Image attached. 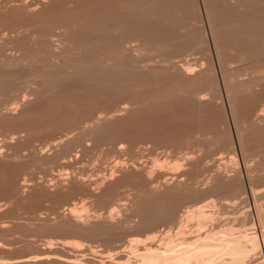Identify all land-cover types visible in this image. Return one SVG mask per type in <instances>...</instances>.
<instances>
[{
    "label": "bare ground",
    "instance_id": "obj_1",
    "mask_svg": "<svg viewBox=\"0 0 264 264\" xmlns=\"http://www.w3.org/2000/svg\"><path fill=\"white\" fill-rule=\"evenodd\" d=\"M91 1L92 0H87L86 2L81 3L86 5H84L86 9V7H88L90 4H92L93 6V3H100L101 0H96L95 2ZM112 1L113 2L110 1L111 4H103L104 6H102L101 4L103 3L102 1L100 3L101 6L99 4L98 7L95 6L97 9L93 8V10L90 9L92 7L89 6L88 10H82V12L79 11V13L77 12L78 14L76 15V10L73 9L75 10V12L71 11L73 15L70 14L69 16L67 15L65 17H63L64 15H61V20L60 17H58V14L56 13L57 15L55 16V18L58 17V20L53 17L55 20L52 19L53 22L50 23L51 19H48L46 17L47 19L45 18L44 23L47 22L48 24H44L41 27L39 26L40 24L35 23V19L34 22L32 21L31 23V21H29L27 17L28 21L32 25L30 26L32 32H25L26 35L27 33H29L27 36L23 33L22 30H20L22 29V27L24 28L26 21L24 20L25 22H23L25 24L21 23L22 25H20V22H17L20 20L19 19L15 22H17L19 26L22 27H13L11 25L13 28L10 27L11 29L7 30V32L9 31L8 33L12 34V37H14L15 35V39L11 41V39L9 38L10 34L9 37L4 36L6 33L1 37L3 39L8 38L9 40H6V42L10 41L14 44H11L14 47L13 48L11 46V48L9 44L10 42H7L6 44L3 43V45L5 46L8 44L6 49H8L9 47L10 50L7 51L12 52L14 50L11 49H16L18 50V52L14 51V53L19 54L20 52L21 55L19 56L22 60H18V62H26L25 68L27 67L28 69V71L24 70L26 71L24 73L21 71L19 72L16 69L15 71L18 72H14V74L8 73L7 67L13 66L12 63H14V60L9 56L8 58L6 54H2V51L4 53L5 49L3 50L2 46L0 47V128L1 126L9 127V125H15L16 129L18 130L16 133H21V131L22 133L26 132L27 141L25 142V144L23 143L24 145H22V147L20 146V149L18 147V149L14 147L15 155L22 153L20 150H26L29 152V154L26 156L27 158H25L26 160L22 162L24 163L22 167L25 166V168L27 169L31 168L29 171H32L29 174H25H27V176L29 175L31 181L33 180L34 182H36L35 178L38 179V177L42 175V180L44 178L46 179L47 176H50L49 173L51 174L53 173V171H58V174L66 176L65 174H63L65 173L63 171L68 170L72 174V177L70 176L72 182L71 184H69L70 187L68 185L67 186L70 188V192H73V195L75 194L74 191L77 192V189H80L81 192L83 191L82 193H85V191H87L91 195V197L95 198V203L101 206L102 204H105L107 206V203L109 202L111 205L109 206V208L113 207L116 204L114 202L119 203L122 201V199L125 198L124 196V198H122V195L120 197H117L119 194L118 189L126 187L123 189L124 191H126L125 189L130 188L129 191L131 193L128 194L127 192L125 193V195H130L129 197H131L133 201L132 212L136 213L140 217L139 224L136 227L137 230L139 229V231H147L148 229L150 230L157 226L161 228L158 224H163L165 226L166 223H173L175 227H178L177 225H181V223L183 225L182 219L184 217H188V219H190L189 217H204L205 214L207 215L208 212L205 213L204 211H202V208H205L203 207V204L207 203V198L210 199L211 197L212 199L213 197H217L213 200H221L224 202L232 203L231 201L235 202V200H245V198H247V194H253L255 189V186H253V184L255 181H259V183L257 184L263 183L260 184V187L261 185L264 187V108L261 109L258 105L260 98L264 96V0ZM12 6H14V3ZM3 7L4 5L2 6V8L0 7L1 10L3 9ZM76 7H80L81 9L82 6H78L76 3ZM55 8H58V6H55ZM31 9L33 8H30V10ZM14 10L15 9H13L12 11ZM44 12L43 15L47 13ZM55 12L57 11H54V13ZM10 14L12 15V12H10ZM17 15L18 14L15 15V19L20 18V16L17 17ZM40 15H38L37 18ZM34 16L31 15V19H33ZM202 16L205 19L207 31L201 23V20H203V18L201 19ZM43 17H39V20H41V18ZM23 18L25 19V16ZM29 22H27L28 24H26L27 27L25 26V28L29 29ZM37 22L39 23L40 21ZM42 22L40 23L43 24ZM34 24H36V27L38 25L39 28H36ZM32 27L35 28L33 29ZM2 31H0V35ZM34 31L36 33V36L33 37L32 35H34ZM30 33L33 34L30 35ZM22 34H24L26 37L30 35L31 40L29 38L24 37V35L22 36ZM32 38H34L33 41ZM27 39L31 41L30 44L27 42ZM2 42L5 41L3 40ZM28 44H33L34 46L32 47L31 45L29 47ZM11 54H13V52ZM3 55H6V58ZM18 65L20 66V64ZM14 66H16L15 63ZM21 73H23L24 75L22 74V76ZM20 75L23 78H21ZM21 85H27V88H29L28 91H31L33 95H35L36 101H34L35 103H33L32 105L29 104V106H26L27 104H24L25 106L22 112L19 113L18 116H15L10 112L12 106L18 105L17 103H22V101L26 103V91L22 94L18 91ZM32 85H36L38 86V88L36 89L34 87H31ZM220 88H222L221 90H223V92L225 93L226 99L228 100V103H230L229 106L233 108V105L235 104L237 105L239 103L238 105H240V108H238L236 105L234 107L236 108L235 113L237 110V112L241 113H237V117L235 114L236 118H231L235 120L232 121L236 122V125H238V123L240 125H243H241L239 128V125H235V127H233L235 129L234 142L231 138L232 135L230 134L231 137L229 136L231 130L228 133V131H225L228 128L226 129L225 127L223 129V127L226 126V124L228 123H225L227 120L225 118L226 115L223 117V114L221 113L223 112L222 109H225L226 104H222L225 103L223 102L225 99H223L224 96L220 97V93L222 92H220ZM255 88H259V90L257 89L258 91H255ZM31 92H29L30 94L28 93L29 96L32 94ZM219 99L220 102L221 99L223 100L220 104H218ZM261 99H263L264 101V97ZM259 104L262 103L260 102ZM221 107L223 108L221 109ZM231 107L229 108V112H231V110H234ZM232 114L233 113L231 112L230 115ZM239 115L240 118L238 120L237 118ZM80 124H84V127L82 128ZM85 124H88V126ZM57 129L60 130L59 132L63 133H60V136H57L54 139L50 137L52 139V143H49L48 146H42V144H39L41 146H39L38 148L37 146H34L35 148L31 146L30 139H32L33 137L35 138L34 135H48V133L51 134L54 130L58 131ZM76 131L78 132L75 133ZM138 138L143 140L141 141L139 139L141 141L139 142ZM136 141H138L139 144H137V146L139 147L143 143L145 148H147L148 146H146L145 143L148 142L149 145L151 143V145L153 144L152 147L156 148H154L153 150L152 148L148 147L150 149V154H148L149 149L143 148L144 146L140 147L142 150H148V156L146 158L144 157V155H142L143 160L145 158L146 161L148 160L149 156H154V153L157 151V149L158 151L160 149L166 150V152L165 150H162L160 152L161 157L163 155L162 152L165 154L164 156L167 155V150L168 152L173 153L171 155H169L170 153L168 154L169 158L171 157L170 159L172 160V158L177 157L179 159V163L182 156L184 155L185 157H183L182 160L192 159L193 161L190 162L188 160V165L190 166V169L187 166V162H185V165L183 163L184 161H181L184 164H182L183 167L187 166V168L189 169L187 171V169H185L186 167L184 168V170L187 172H185L183 169V171L179 169V171L184 173L177 177L179 179L184 178L183 182L179 183V179H176V177L175 180L178 185L174 186L173 183V186H171L169 185L170 183L168 184L166 182L169 185L167 186L164 182L162 184V186H164L163 190L160 189V191L157 192L158 189L156 188V182H159V180L162 179L165 174L163 176L160 175L162 177L159 178V174H161L162 172H158L159 174L155 173L156 175H158V177L156 175L155 177L159 178V180L153 178V174L149 172L150 167L147 166L148 162L151 160L149 159L146 164V162L141 159L142 157L138 159L136 157L137 154L134 153L135 151H140L137 146L136 147L139 151L136 150ZM132 142L135 147L134 150ZM46 144H48V142ZM125 144L128 146H125ZM234 144L242 152L241 158L243 157L242 163L244 173L243 180L245 182L243 184H246V188L245 186L243 187L242 184L243 181L241 177V170H239V172L238 170L234 169L236 166H233V169L236 170L233 175V169H230L231 172L230 170H227L226 173H223L225 171L224 168L223 171L220 170L221 167L220 169L217 168V170H214L216 169L214 167H217L218 165L217 161H220L222 159V154H224L225 152H227L226 154H228L229 151L231 152V150H234L232 148L230 149V147ZM8 146L10 149V144ZM179 147L183 148H181V152L183 155H180L181 153L179 154ZM193 147L195 149L191 150ZM7 148H4L3 151ZM176 149H179V151ZM48 151H50L49 154L47 153ZM120 151L122 155L124 154V156L121 155L123 158L118 153ZM144 151L141 152L143 153ZM146 152L147 151L144 152L145 155ZM177 152L180 157L177 156ZM184 152H186V154ZM116 153L118 154L117 158L115 156ZM197 153L205 155L198 156ZM25 155L23 156L25 157ZM156 155L157 152L155 156ZM158 155L156 157H158ZM195 155H197V158L195 157L197 160L194 158ZM215 155H218L215 160L214 158H212L213 160L209 159L212 156L216 157ZM207 156L211 157L208 158ZM110 157L115 160L117 159L116 161H118V158L120 157V160L127 157V161L125 160V162H123L124 160H122V164L129 162L128 166H130L131 169L133 168V172L130 168L128 172L131 171L132 174L131 172H127V174H123V177H121V175L119 177L120 179L116 178V175H113V171L115 172L116 170V172H119V170H121V166H119L118 170V168L114 166L115 162H112L114 165L110 164V162L113 161L109 159ZM154 157H152V159ZM204 157H206V161H204ZM84 158L86 160L89 159V161L91 162L95 160L94 164L98 160H100L101 162L105 160L106 163L104 166H107L109 164L111 167L114 166L116 169L114 167L112 168L114 170L110 168L111 173L109 175L115 177V181L110 180L111 177H109L108 175L109 178L107 177V179L109 180V182H107L106 177H104V172L107 171V167L99 165L104 167V169H101L100 167L101 170H99V166L96 163L95 165H97L99 171L103 172V170L106 169L103 172L104 174L102 173L104 176L102 175L103 177H93V179L97 178V180H91L87 184H85V182L88 181V177H92L90 173V176L88 175L87 177L85 170H76L80 167L79 165L78 168L75 169L76 173H72L75 171H71L73 169L72 167H77V164H80L82 161H85ZM162 158H160V160ZM166 158H168V156H166ZM166 158L164 160H166ZM177 158H175V161H178ZM198 158L200 161L202 159V162L204 161V163H207L209 159L210 161H213L212 163H214V166L212 165V163L211 165H209V161L207 165H209L210 167H206L207 165L201 167V163H199ZM107 159H109L110 162L109 160L107 161ZM140 159L146 164L149 170L145 169V171H143L146 167L144 164L141 165V172L137 169L138 167H140ZM154 159L158 160V158ZM100 161H98L99 164H104L105 162L103 161L101 163ZM153 161L151 162L153 163ZM85 163L81 164H84L86 166L87 163ZM204 163L203 165H205ZM220 163L219 166L222 165ZM90 164L89 167H93V165ZM118 164L121 165L120 163ZM215 164L217 165L215 166ZM82 165L81 168L84 169L85 166L83 165L82 167ZM126 166L127 165H125V167ZM93 168L92 171H97L96 167L95 170ZM122 168H124V165ZM212 168H214V175H212ZM16 169L18 168H13L12 171H10L11 175H9L8 179L5 181V185L7 183L5 188L2 186L3 184H1L2 187L0 186V194L8 196L12 198V200L14 199L16 194L14 193L15 188L13 185L14 181L16 180L14 178L16 177ZM204 169L205 171L207 170L208 174L204 171ZM201 170L204 171L206 175H204L205 173L203 174ZM60 171H62L63 173H60ZM136 171H138V174H135L137 173ZM154 171L157 170L153 169L152 173H154ZM228 171L232 176H230V174H228V176L226 175L227 173H229ZM107 172L106 174L109 173ZM124 173H126V171ZM98 174L96 173V176ZM25 176L26 175H24V179L21 183L23 187L29 184L27 182H31L28 177L25 179ZM93 176H95V174H93ZM53 177L52 179H47V181L50 182L54 180L55 178L53 179ZM85 177H87V179H85ZM164 177L166 180L169 178V176L168 178H166V176ZM225 177H228V179H225ZM66 178L67 177H65V180ZM58 179L61 180V177ZM62 181L64 180L62 179ZM40 182H42L41 179ZM43 182L45 183V180H43ZM59 182L60 181L57 180L53 183L56 184ZM61 183L62 182H60V184ZM154 183H156V187L154 186ZM31 184L29 185L32 186ZM60 184H57V186ZM63 184H65V182ZM29 185L28 187L26 186L27 189L29 188ZM147 188L152 189H150L149 191L147 190ZM153 188L157 189V191H152ZM100 189H102V192L99 195H95L96 192L98 193L97 190ZM70 192L69 194H72ZM44 194H40L38 192L35 196L42 195L43 197ZM83 195L85 196V194ZM58 196L59 194L57 195V198H55V196L54 199L59 200L61 197ZM257 196L258 195H256V197ZM31 197H33L32 194ZM247 200L248 199H246V201ZM191 202L193 203L189 205ZM219 203L220 202H218V204ZM218 204L216 203L214 205H217L216 207H218L220 205ZM223 204L221 206L224 208L226 206V203L224 205ZM241 204L243 203L241 202ZM258 204L256 207H258ZM115 206L118 207L117 205ZM260 206L259 208H262ZM256 207L254 206L253 208L254 217L253 215L249 214V216L252 217H245L246 219L243 218V222H241L240 219V223L238 221L235 222V226L233 221L232 226L230 225V228H238V230H240L241 228L243 230L249 229V232L251 230L254 231L256 230L255 228H257L258 231L262 232L261 243L264 244V210H257ZM75 210L76 209L69 208L68 216L70 217L69 219H67L69 221L65 220V216L62 218V220L60 219L57 221L56 228L58 227L59 229L55 228L56 231L60 230V233H62V231H65V233L63 232L62 234L66 235L67 233H69V235L72 233L78 234L77 232H75L77 230L80 232L82 231V228L80 226V223L82 222H78L77 215L76 217L74 216ZM214 211L212 210L213 214ZM229 212L231 213V211ZM246 212H243L244 215L246 214ZM10 213L11 212H9V214ZM219 214L221 215V213ZM212 215L210 217H212ZM240 217L242 218V216ZM230 219L227 218V220ZM174 220H176L177 223H175L176 221ZM184 220H186V218H184L183 221ZM227 220H225L226 223L228 222ZM229 223H231V221H229ZM237 223L239 224L237 225ZM101 224L104 225V223ZM101 224L100 222L93 223L86 227V229L84 228L82 232H85L84 235L87 233V235L89 234L93 236H96L97 234L100 235L101 233L107 234L111 229L108 227L109 224L108 226L104 225L106 229ZM222 224L224 223L222 222ZM199 225H202V223ZM75 226L78 227L77 230H75ZM203 226L205 225L203 224ZM215 226L218 227L217 225ZM223 226L224 225H220L219 227L223 228ZM225 226L226 227L223 229H227V231L230 230L231 232V229H228L226 224ZM216 227H210V229L206 230L205 232L200 231L201 233L197 235V240L194 239L195 233L193 235L191 234L190 236H193L194 239H192V242H190L191 240H189L188 242L187 239L184 241L182 239L181 242L180 238V243H178L177 245L179 248L177 249L175 247L176 245H173L176 248L175 251V248L171 246V243H169L170 245L166 244L167 246H171L170 250L173 248V251H171L174 253H170V255L172 256L168 254L171 251L166 250L167 252H165V247L163 245L164 254L166 256L169 255L167 261H165L163 264H166V262H168L170 259L172 261L175 260L173 259L175 257L173 255L178 256L176 261H174L177 263L192 260V262L195 261V264H228L227 261L230 260V263L233 262V264H237L243 258V260H249L247 258L250 257V254L246 252L249 249L247 250L246 246L248 244V240H250L251 237H247L246 242L244 241L245 243H247L246 245H244V243H241V240L238 241L240 239L239 237H236V240H238L235 241V238L229 240L227 236V239L225 240H228V242L226 243V241L223 240L224 238L221 237L220 239H222L221 242L223 243L219 244V242L217 241L219 237H214V239H211L213 238V236H217V234L219 233L214 231L217 229ZM165 228L166 231L163 228L164 235L165 232H168L167 227ZM201 228L204 229V227ZM108 229L109 231L105 232ZM73 230H75V233L73 232ZM227 231L225 233L226 235L227 233H229ZM253 231L251 232L253 233V235H255V231ZM80 232L79 234H81ZM159 232L162 231L159 230ZM163 232L161 235H163ZM212 232L216 234L213 233V235L211 234ZM233 232L234 231H232L231 233ZM108 234L112 233L109 232ZM106 236L109 237V239H106L107 243L109 242L108 240H110L112 236ZM228 236H231V234L229 233ZM253 239L254 237L251 239L252 242ZM161 242L163 243V241ZM165 242L166 240L164 241V243ZM250 242L251 241H249V243ZM251 245L253 244H249L248 246L252 248L253 246ZM152 246L154 248V244ZM146 248L151 249L152 247L147 246L145 247V249ZM158 249L156 248L153 250L159 251ZM148 251L151 252L148 249L145 252H147V254L149 255L150 253H148ZM159 252L164 255L161 250ZM245 252L249 254H247L249 257L247 255L245 257ZM145 254L142 255L144 256ZM155 254L152 255L151 252V257L158 256L157 254ZM162 255L159 254L160 257L158 258V260L162 257ZM165 255L163 257H165ZM242 255L244 257H242ZM139 256H141V254ZM147 256L145 255V257H143L142 261H140L141 264H156L157 262H161L162 260L160 259L159 261L155 262V258L152 259L150 255L147 258ZM238 256H240V260L238 259L239 261H231L233 257L235 259L238 258ZM35 257L37 259L38 256ZM35 257H33V259ZM40 257L42 258L41 255ZM40 257H38V259ZM242 262H240V264H242ZM192 264H194V262Z\"/></svg>",
    "mask_w": 264,
    "mask_h": 264
},
{
    "label": "rangeland",
    "instance_id": "obj_2",
    "mask_svg": "<svg viewBox=\"0 0 264 264\" xmlns=\"http://www.w3.org/2000/svg\"><path fill=\"white\" fill-rule=\"evenodd\" d=\"M18 1V2H17ZM57 1V2H56ZM87 0H0V3L2 4H0V7L2 8V6L4 5V7H3V9L1 10V8H0V31H2V33H1V35H0V47L2 46V49L4 50V53H3V51H2V54H6L7 55V57L9 56L10 58H12L14 61V63L16 64V66H14V63H12V65L13 66H9V67H7V72L8 73H11V74H14V72L16 73V72H26V71H28V69H27V67L25 68V63H24V61H22V62H20L22 59H20V56L19 55H21L20 54V52H19V54L18 53H14V51H17L18 52V50H16V49H11V50H14V51H12L13 52V54H11L9 51H7V50H10L9 49V47H8V49H6L7 48V46H8V44L5 46V45H3V43H7V42H10V41H7L6 42V40H9L8 38H1L5 33L7 34L8 32H7V30L8 29H11V28H13L14 26L15 27H18L19 26V24L20 25H22L21 23H23V24H28L27 22H29V21H31V23H32V21L34 22V19L36 20L35 21V23L36 24H40L39 26L41 27L42 25H44V24H48L47 22L46 23H44V20H45V18L47 17L48 19H51V22L50 23H52L53 21H52V19L53 20H55V19H57L58 17H60V20L62 19V16L63 17H65V16H69L70 14H72L71 13V11L72 12H75V10H76V12H75V15L76 14H78L79 13V11L80 12H82V10H88V7L90 6V7H92V8H90V9H92L93 10V8H95V9H97L96 7H98L99 6V4L103 1V3H101L102 4V6H104L105 4H111L110 3V1L111 2H113L112 0H106V1H104V0H99L100 1V3L99 2H95L96 0H92L91 2H95V3H93V6H92V4H90L88 7H86V9H85V7H84V5L85 4H83V3H81V2H86ZM89 1V0H88ZM98 1V0H97ZM20 2V3H19ZM109 2V3H108ZM13 3H14V6H12L13 5ZM27 3H29V4H27ZM37 3V4H36ZM62 4V5H60V4ZM76 3H77V5L78 6H82V7H84V8H82L81 7V9H80V7H76ZM83 4V5H81V4ZM16 4V5H15ZM57 4V5H56ZM95 4V5H94ZM97 4V5H96ZM101 4H100V6H101ZM104 4V5H103ZM24 5V6H23ZM33 5V6H32ZM35 5V6H34ZM52 6V7H50V6ZM54 5V6H53ZM60 5V6H59ZM11 6V7H10ZM22 6V7H21ZM30 6H32V7H30ZM37 6V7H36ZM55 6L57 7L58 6V8H55ZM86 6V5H85ZM96 6V7H95ZM6 7V8H5ZM16 7V8H15ZM19 7V8H18ZM21 7V8H20ZM33 8V9H31L30 10V8ZM61 7H63V8H61ZM65 7V8H64ZM4 8H5V10H4ZM36 8H37V10H36ZM13 9H15L14 11H12ZM27 9V10H26ZM50 9V10H49ZM59 9V10H58ZM72 9V10H71ZM73 9H75V10H73ZM78 9H80V10H78ZM32 10H33V12H32ZM67 10H68V12H67ZM202 10V9H201ZM47 12L46 14H44V15H46V16H44L43 15V12ZM54 11H57V12H55L54 13ZM60 11V12H59ZM10 12H12V15L10 14ZM29 12V13H28ZM44 12V13H45ZM52 12V13H51ZM63 12V13H62ZM70 12V13H69ZM78 12V13H77ZM8 13V14H7ZM28 13V14H27ZM31 13V14H30ZM40 13H41V15H40ZM58 14V17L57 18H55V16ZM68 13V14H67ZM6 14V15H5ZM16 14H18L17 15V17H19L20 16V18H17V19H15V15ZM37 14V15H36ZM48 14V15H47ZM55 14V15H54ZM7 15H10V16H7ZM34 16V15H36V16H34L33 17V19H31L32 17H30V16ZM38 15H40L39 17H43V18H41V20H39L40 18L38 17L37 18V16ZM43 15V16H42ZM60 15V16H59ZM62 15V16H61ZM73 15V14H72ZM202 15H203V13H202ZM3 16V17H2ZM25 16V19L23 18ZM23 18V20H22V18ZM27 17H28V19H29V21H28V19H27ZM52 17V18H51ZM55 19H54V18ZM8 20H7V19ZM46 18V19H47ZM203 18V20H201L202 22V24H203V27L204 28H206L205 30L207 31V26H206V22H205V19H204V17L202 16L201 17V19ZM20 19V20H19ZM31 19V20H30ZM38 19V20H37ZM59 19V18H58ZM57 19V20H58ZM6 20V21H5ZM12 20V21H11ZM16 20H19V21H17V22H15ZM26 22H25V21ZM8 21V22H7ZM25 23H24V22ZM37 21H40V22H42L43 24H41L40 22L38 23ZM49 21V20H48ZM12 22V23H11ZM204 22V23H203ZM17 23V24H16ZM25 24V26L27 27V25ZM36 24H34L35 25V27H36ZM13 27H12V26ZM25 26H24V28H25ZM30 26H32L31 24H30V22H29V29L28 28H25V31H24V28L22 27V26H19V28L20 27H22V29H20V30H22L23 31V33L26 35V33L25 32H32L31 30V28H30ZM39 26L37 25V27L39 28ZM11 27V28H10ZM34 27V28H35ZM36 27V28H37ZM33 28V27H32ZM33 28V29H34ZM62 29V28H61ZM4 30H5V32H4ZM26 30H28V31H26ZM30 30V31H29ZM58 30V29H57ZM37 31V30H36ZM61 31H63V30H61ZM4 35L5 37H9V34L10 33H8L7 35ZM24 34H22V36L24 35ZM29 33H27V35H28ZM33 33H30V35H32ZM24 35V37H26ZM28 36V37H26V38H29L30 40H31V36ZM21 36V35H20ZM33 37L34 36H36V33H35V31H34V35H32ZM14 37H15V35H14ZM14 37H12V34H10V39H11V41L12 40H14L15 38ZM17 38V37H16ZM25 38V39H26ZM5 41V42H2L3 40ZM33 39L34 38H32V41H33ZM2 40V41H1ZM1 42H2V44H1ZM27 42L30 44V42L31 41H29L28 39H27ZM34 43V42H33ZM10 44V47L12 46V45H14L13 43H9ZM12 44V45H11ZM28 44V45H29ZM35 44V43H34ZM32 45V47L34 46L33 44H31ZM31 45H29V47L31 46ZM3 46H5V47H3ZM13 47V46H12ZM11 47V48H12ZM35 47H36V45H35ZM14 48V47H13ZM6 51V52H5ZM9 52V53H8ZM16 56H15V55ZM6 55H3V56H5V58H6ZM10 55H12V56H10ZM14 56H15V58H14ZM17 56H18V58H17ZM8 57V58H9ZM3 58V57H2ZM12 59H10V60H12ZM18 60H20L19 62H18ZM21 63H22V65H21ZM24 63V64H23ZM18 64H20V66L18 65ZM18 65V66H17ZM23 65H24V67H23ZM17 67V68H16ZM21 67V68H20ZM23 67V68H22ZM12 69V70H9V69ZM20 68V69H19ZM25 68V69H24ZM15 69L16 70H18V71H15ZM24 70H26V71H24ZM6 71V70H5ZM13 72V73H12ZM23 73H21V75L23 74ZM21 75H20V77H21ZM24 75V74H23ZM22 75V76H23ZM21 78H23V77H21ZM21 84H24V83H21ZM20 86V85H19ZM31 87H34V88H38V86H36V85H32ZM40 88V87H39ZM222 88H220V97L222 96H224L223 97V99H225L224 101L221 99V102L223 101V102H225V103H222L223 105H225V109H222L223 107H221V109L223 110V112H221L222 114H223V117L225 116V118L227 119H224V120H226V122L225 123H228V124H226V126H222L223 127V129L226 127V129L227 130H225V131H228V133H229V131H230V133H229V136H230V134L232 135V141L234 142L235 141V134H234V128L233 127H235V123L236 122H233V121H235V120H233L234 118L233 117H235V114H236V117H237V115L238 114H240L239 112H237L236 111V113H235V105H233V108L231 107V106H229V104L230 103H228V100L226 99V96H225V93L223 92V90H221ZM259 90V88H255V91L256 90ZM21 90V91H20ZM29 90V88H27V85H21V87L18 89V91L22 94L23 92H25L26 91V93L25 94H27L26 95V97H25V102L26 103H24V101H22V103H17L18 105H14V106H12V110L10 109V112H11V114H13V115H15V116H18V114L19 113H21L22 112V110H23V108H24V106L26 105V106H29V104H33V103H35L34 101H36V98H35V95H33V93L31 92V91H28ZM257 90V91H258ZM29 92H31L32 94L29 96ZM260 92V91H259ZM29 93V94H28ZM29 97V98H28ZM264 97V96H263ZM263 97H261V98H263ZM260 98V101L258 102V105H259V107L262 109V108H264V107H262V106H264V101H263V99H261ZM263 101V102H262ZM30 102H32V103H30ZM220 102V99H219V101H218V104H220L221 103ZM262 103V104H259V103ZM25 104V105H24ZM239 104V103H238ZM236 105L238 108H240V105ZM222 105V106H223ZM262 105V106H261ZM17 108H16V107ZM220 106V105H219ZM232 108V109H234V110H231V112L234 114H232V115H230V113L231 112H229V108ZM237 108V109H238ZM226 112H225V111ZM15 111V112H14ZM234 111V112H233ZM225 112V113H224ZM238 113V114H237ZM30 116H32V115H30ZM232 116V117H231ZM235 117V118H236ZM31 118V117H30ZM231 118H233V119H231ZM239 118H240V115L238 116V120H239ZM236 119V120H237ZM233 120V121H232ZM233 122V123H232ZM237 123H238V121H237ZM84 124H80V126H82V128L84 127L83 126ZM85 125H87L88 126V124H85ZM239 125V126H238ZM238 125H236V126H238V128L242 125H240L239 123H238ZM15 127V128H13V127ZM12 126H10L9 125V127L8 126H1V128H0V186H1V184H3L2 186L5 188V186L7 185V183H6V185H5V181L8 179V176L9 175H11V172L10 171H12V169L13 168H18V169H16V172H15V176L16 177H14L16 180L14 181V188H15V192L14 193H16L15 194V197H14V199L12 200V198H10V197H8V196H6V195H2V194H0V264H141V262L140 261H142V259H143V257H145V255L147 256L148 254H147V252H145V251H147V249L148 250H150L151 252H152V255L153 254H157L158 256L156 257H151V252H149L148 251V253H150L149 255H150V257L153 259V258H155L154 260H155V262H157V261H159L160 259H162L161 260V262L159 263V262H157L156 264H163L165 261H167V258L169 257V255H170V253H174V252H172L173 251V248L170 250V247L171 246H175L177 249L179 248L177 245H178V243H180L179 242V239L181 238V242H182V239H183V241L184 240H186L187 239V241L189 242V240H191L190 242H192V239H193V236H190L191 234L193 235L194 233V239H196L197 240V235L199 234V233H201V232H205L206 230H209L210 229V227L211 228H215L216 226L215 225H217L218 227H216L217 229V231L216 230H214L215 232H219V233H221V234H217V236H213V238H211V239H214V237H216V238H218L217 239V241L219 242V244H222L223 242H221V240L222 239H220L221 237L222 238H224L223 240L224 241H226L225 239H227V237H228V239L229 240H232V239H234L235 241H237L236 240V237H239L240 239L238 240V241H240L241 243H244V245H246L247 243H245L246 242V240H247V237L249 238V237H251L250 238V240H248V244H247V250L248 251H246V252H248V253H244L245 254V257H246V255L249 257V258H247V259H249V260H243V259H241V261H239L240 260V256H238V258H235L234 259V257H233V259H231V261H233L234 260V262H237V260L239 261L237 264H240V262H242V260H243V262H242V264L244 263V261H245V263L244 264H264V244H262L261 243V239H262V232L261 231H258V229L257 228H255L256 230H251V231H253L254 233H255V235H253V233L250 231H248L247 229H240V230H238V228H230V225L232 226V222L234 223V226L236 225L235 224V222H239V220L241 221V222H243V218H245V217H247V218H249V217H252V216H249V214L250 215H253V217H254V210H253V208H254V206L256 207L257 206V204H258V207H256L257 208V210L258 209H262V210H264L263 208H264V187L261 185V187H260V184H263V183H260V184H257V183H259V181H255L254 182V184H253V186H255L254 188V192H253V194H247V198H245V200H243L242 199V201H236L235 200V202L234 201H231L232 203H229V202H224V201H221V200H213L215 197H213L212 199H211V197H210V199L209 198H207V203H202L203 204V207H205V208H207V209H205V208H202V211H204L205 213H207L208 212V214L206 215L205 214V216L204 217H189L190 219H188V217H184V218H186V220H184V221H186V222H184L183 221V219H182V222H183V225H182V223H181V225H177V224H175V225H177L178 227H175L174 226V224L172 223V224H170V223H166L165 224V226L163 225V224H158V225H160V227L161 228H159V226H157V227H155V228H153V229H150L151 231H153V232H151L149 229V231L147 230H143V231H139V229L137 230V225L139 224V221H140V217L136 214V213H134V212H132V208H133V201H132V198L131 197H129L130 195H128L129 193H131L130 191H129V189L130 188H127V189H125L126 191H124L123 189L124 188H126V187H124V188H120V189H118L119 191H118V196L117 197H120L121 195V197L122 198H124V199H122V203L121 202H114V203H116L115 205H117L118 207H116L115 205V208H114V206L113 207H111V208H109V206H111L110 205V203H109V205H108V203H107V206L105 205V204H102V206L101 205H99V204H97V203H95L96 201H95V198L94 197H91V195L87 192V191H85V193H82L81 192V190L80 189H77V192L76 191H74L75 192V194L73 195V192H70L71 190H69L70 188V185L69 184H71V182H72V179H71V172H69L68 170L67 171H63V172H65V173H63L62 171H60V173H63V174H65L66 176H62V174H58L59 172L58 171H53V173H49V175L51 176H47L46 177V179L44 178L43 180H45V183H47V184H45L44 182H43V180H42V175L41 176H37V175H39V174H37L36 176L38 177V179H36L35 178V180H36V182H34L33 180L31 181L30 180V177H29V175L27 176V174H29L31 171H29L31 168H25V166L24 167H22L23 166V164L24 163H22V162H24V160H26L25 158H27L26 156L29 154V152L28 151H26V150H20L22 153H20V154H18V155H15V148L14 147H18L19 149H20V146L22 147V145H24L25 144V142L27 141V136H26V132L24 133H22V131H21V133L20 132H18V133H16L18 130L16 129V126L15 125H12ZM86 126V127H87ZM243 126V125H242ZM16 129V130H15ZM58 130V129H57ZM78 130V129H77ZM8 131V132H7ZM60 130H58V131H52V133L51 134H49L48 133V135L46 134V135H41V134H36V135H34L35 136V138H34V140H33V138L32 139H30V144H31V146L33 147V148H35L36 146H37V148L39 147V146H41V145H39V144H42V146L43 145H46V146H48L49 145V143H52L51 141H52V139H54V138H56L57 136L59 137L60 136V133H63V132H59ZM80 131V130H79ZM4 132V133H3ZM78 131H76L75 133H77ZM3 133V134H2ZM15 134V135H14ZM17 134V135H16ZM10 135V136H9ZM40 135V136H39ZM22 136V137H21ZM26 136V137H25ZM48 136V137H47ZM207 136H210V135H207ZM47 137V138H46ZM52 139H51V138ZM234 138V139H233ZM7 139V140H6ZM14 139V140H13ZM48 139V140H47ZM137 139V138H136ZM140 138H138V140H139ZM5 140V141H4ZM44 140V141H43ZM141 140V139H140ZM139 140V142H141ZM19 141V142H18ZM21 141V142H20ZM134 141H135V139H134ZM133 141V142H134ZM145 141V140H144ZM231 141V142H232ZM5 142V143H4ZM39 142V143H38ZM41 142V143H40ZM48 142V144H46ZM133 142H132V145H133V150L135 149V147L137 146V144H139L138 143V141H136L135 142V147H134V144H133ZM12 143V144H11ZM24 143V144H23ZM33 143V144H32ZM37 143V144H36ZM145 143V142H144ZM7 144V145H6ZM10 144V149H9V145ZM146 144V146H148L149 148H152L153 150H154V148L152 147V145H151V143H150V145L148 144V142H146L145 143ZM148 144V145H147ZM4 146V147H3ZM6 146V147H5ZM12 146V147H11ZM35 146V147H34ZM125 146H128V145H126L125 144ZM144 145H143V143L140 145V147H143ZM157 146H158V144H157ZM159 146H161V145H159ZM164 146V145H163ZM231 146V145H230ZM8 147V148H7ZM137 147H138V149H140V151L137 149ZM136 147V150L137 151H139V152H134V153H136L135 155H136V157L139 159L140 157H142V155H144V157L146 158L147 156H148V154H150V149L147 147V148H145V146L143 147V148H145V149H149V153H148V150H145V149H141L139 146H137ZM192 147V146H191ZM234 147V148H233ZM4 148H7V149H5L4 151H3V149ZM12 148V149H11ZM17 148V149H18ZM181 148L182 147H179V149H180V152H179V154L180 155H183L182 154V152H181ZM234 149V150H231V152L229 153L228 152V154H226L227 152H225L224 154H222V159L220 160V161H217L218 162V165L217 164H215V166L217 165V167H214V168H216V169H214V168H212V170L214 169V170H217V168H219L220 169V167H221V169L220 170H222L223 171V168L225 169V171L223 172V173H226V171L227 170H232L235 166V168L234 169H236V170H241V172H242V175H241V173H240V175H241V177H242V184L243 183H245L244 182V173H243V157L241 158V156H242V152L238 149V147L234 144L233 146H231L230 147V149ZM156 149V148H155ZM179 149H176V150H178L179 151ZM183 149V148H182ZM195 148L193 147L191 150H194ZM147 151L146 152V155H145V151ZM162 150H165V149H162ZM161 149L158 151V149H157V155H158V157H156L155 156V154H156V152L154 153V156L152 155V156H149L148 157V160L146 161V159L144 158V160H143V157L141 158L143 161H145L146 162V164H147V162L149 161V159L151 160V161H153V163L151 162V161H149L148 162V164H147V166H149L150 167V170L147 168V166H146V164L143 162V161H141V159H140V161H141V163H140V167H138L137 169L141 172V170H140V168H141V165H145L146 167L144 168V170L143 171H145V169H148L149 170V172H151V174H153L152 176H153V178H156V179H158L159 180V178H161L164 174V176H166V178H168V176H169V178L166 180L165 179V177L163 176L162 177V179H160L159 180V182L157 181L156 183H157V187H156V183H154V186L158 189V191H157V189H155V188H153V190L152 191H154V190H156L157 192H159L160 191V189L161 190H163V188H164V186H162V184L165 182V184L167 185V186H169V185H171V186H175V185H178V183H176V180H175V178L177 177V176H180L181 174H183L181 171H183L184 170V168L185 169H187V171L190 169V166L188 165L189 164V162L190 161H193L192 159L191 160H189V159H187V160H182V158L183 157H185V155L184 156H182V158H181V160H180V163H179V159L177 158V157H175V158H177V160L178 161H175V158H172V160L169 158V155H171V154H173V153H171V152H168V150H167V155L166 156H168V158H166V156H164L165 154L162 152V157H165L166 158V160H164L165 158H162L161 156H160V152L162 151ZM186 150V149H185ZM184 150V151H185ZM4 153H2V152ZM141 151H144L143 153L141 152ZM183 151V150H182ZM235 152V156L237 157H235L234 156V152ZM24 152V153H23ZM151 152H153V151H151ZM165 152H166V150H165ZM12 153V154H11ZM25 153H26V155H25ZM48 154L50 153V151H48L47 152ZM119 154H120V156L122 155L121 154V151L120 152H118ZM139 153V154H138ZM148 153V154H147ZM170 153V154H169ZM185 154H186V152H184ZM200 153H203V152H200ZM200 153H197V155L198 156H201V155H205V154H200ZM113 154H115V153H113ZM141 154V155H140ZM169 154V155H168ZM174 154H176V153H174ZM178 154V152H177V156L178 157H180V155ZM231 154H232V156H231ZM11 155V156H10ZM15 155V156H14ZM23 155H25V157L23 156ZM197 155H195L194 156V158L196 157L197 158ZM116 158L118 157V154L116 153ZM122 156H124V154L122 155ZM121 156V157H122ZM160 156V157H159ZM216 156V155H215ZM9 157V158H8ZM14 157V158H13ZM18 157V158H17ZM114 157V156H113ZM121 157L120 158H118V161H116L115 159H113L112 157H110L109 159H111V160H113V161H111L110 162V160L109 159H107V161L109 160V162H110V164H112V165H114L112 162H115V165L114 166H116V168H118V170H119V166H121V170H119V172H116V170H115V172L113 171V175L116 177V178H118V179H120L119 177L121 176V177H123L125 174H127V172H128V170H130L131 168H130V166H128V163L126 162L125 164H122V160H124L123 162H125V160L127 159V157H125L124 159H122V160H120L121 159ZM152 157H154V158H158V160H155L154 158L152 159ZM192 157H193V155H192ZM208 157V156H207ZM209 157H211V156H209ZM208 157V158H209ZM218 157V155L216 156V157H214V156H212L211 158H209L210 160H213L212 158H214V160L216 159ZM4 158V159H3ZM115 158V157H114ZM123 158V157H122ZM160 158H162L161 160H160ZM195 158V159H196ZM206 157H204L203 159H204V161H206V159H205ZM227 158V159H226ZM17 159V160H16ZM19 159H21V160H19ZM85 159V158H84ZM169 159V160H168ZM208 159V161H207V163H204V161L202 162V159H201V161L199 160V158H198V160H199V163H201V167H204V166H206L207 164H208V162L210 161ZM230 159H231V161H230ZM188 160H189V162H188ZM197 160V159H196ZM218 160V159H217ZM3 161V162H2ZM20 161V162H19ZM85 161H86V163H85ZM85 161H82L81 163H85L86 164V168L84 167V169H82L81 168V165L80 164H77V167H72L70 170L71 171H75V169L76 168H78V165L80 166L78 169H76V170H82V171H84L85 170V173H86V176L88 177V175H89V173H90V175H92V177L90 176V177H88V181H86L85 182V184H87L89 181H91V180H97V178H95V179H93V177H103L104 175V173H105V176L104 177H106V179H107V177H108V175L111 173L110 171H111V169L114 167V166H110V164L109 165H107V166H104L105 165V163H106V161L105 160H103V161H105L104 162V164H99V162L98 161H100V160H98L96 163H97V165L99 166V165H102V166H104V167H107L106 169H107V171H108V169H109V173L107 172V171H105V170H103V172L102 171H99V170H101V169H104V167H102V166H99V170H98V168H97V165H95L94 164V161L93 162H91V161H89V159H85ZM88 161H89V163H88ZM102 161V162H103ZM120 161V162H119ZM127 161V160H126ZM139 161V162H140ZM156 161H157V163H156ZM162 161V162H161ZM164 161V162H163ZM173 161V162H172ZM186 165V163L185 162H187V166H188V168H187V166H185V167H183V163ZM234 161V162H233ZM15 162V163H14ZM101 162V161H100ZM101 162V163H102ZM154 162H155V164H154ZM161 162V163H160ZM177 162H178V164H177ZM213 161H210V163H209V165H211V163H212ZM216 162V163H217ZM221 162V163H220ZM232 164H231V163ZM91 163V164H90ZM118 163H120L121 165H119ZM150 163H151V165H150ZM162 164V165H159V164ZM168 163V164H167ZM176 163V164H175ZM193 163V162H192ZM203 163L205 164V165H203ZM219 163L220 164H222L223 165V167H222V165L221 166H219ZM236 163V164H235ZM238 163V164H237ZM89 164L90 165H93V167H94V165H95V167L97 168V171L95 170V167L93 168L92 166L91 167H89ZM108 164V163H107ZM154 164V165H153ZM170 164V165H169ZM183 164V165H182ZM214 163H212V165H213ZM226 164V165H225ZM234 164V165H233ZM83 165H82V167H83ZM88 165V166H87ZM123 165H124V168H122L123 167ZM125 165H127L126 167H125ZM156 165V166H155ZM198 165H200V164H198ZM209 165H207L206 167H210ZM242 165V166H241ZM16 166H18V167H16ZM108 166H110V167H108ZM214 166V165H213ZM225 166V167H224ZM234 166V167H233ZM240 166V167H239ZM4 167V168H3ZM13 167V168H12ZM21 167V168H20ZM100 167H101V169H100ZM155 167V168H154ZM166 167H168V168H166ZM170 167V168H169ZM200 167V168H201ZM205 167V168H206ZM212 167V166H211ZM8 168V169H7ZM10 168H12V169H10ZM88 168V169H87ZM92 168L96 171H92ZM111 168V169H110ZM115 168V167H114ZM115 168V169H116ZM130 168V169H129ZM159 168V169H158ZM172 168V169H171ZM229 168V169H228ZM238 168V169H237ZM239 168H241V169H239ZM91 169V170H90ZM123 169V170H122ZM133 169V168H132ZM131 169V170H132ZM142 169H143V166H142ZM153 169L154 170H157V171H154V173H152L153 172ZM179 169L181 170V171H179ZM183 169V170H182ZM207 169V168H206ZM211 169V168H210ZM219 169H218V171H219ZM232 170V175H233V173L234 172H236V170ZM5 170V171H4ZM17 170H18V172H17ZM25 170V171H24ZM87 170H88V172H87ZM112 170H114V169H112ZM117 170V171H118ZM135 170V169H134ZM147 170V171H148ZM161 170V171H160ZM170 170H171V172H170ZM203 170V169H202ZM201 170V172L204 174L205 172L208 174V172H207V170L205 171V169H204V171H202ZM212 170H211V173H212ZM214 170H213V174L212 175H214ZM231 170H230V172H231ZM121 171H122V173H121ZM126 171V173H124ZM167 171V172H166ZM185 171V170H184ZM187 171H185V172H187ZM208 171H209V168H208ZM221 171V172H222ZM20 172V173H19ZM21 172H22V174H21ZM91 172H92V174H91ZM93 172H95V173H93ZM101 174H100V173ZM106 172L108 173V174H106ZM131 171H129L128 173H130ZM132 172H133V170H132ZM132 172H131V174H132ZM137 173H135V174H138V171H136ZM161 173V174H159V173ZM164 172V173H163ZM177 172V173H176ZM180 172V173H179ZM199 172H200V170H199ZM215 172H217V171H215ZM229 172V171H228ZM230 172L229 173H227L226 175L228 176V174H230ZM240 172V171H239ZM5 173V174H4ZM9 173V174H8ZM24 173V174H23ZM25 173H27V174H25ZM72 173H76V171L75 172H72ZM84 173V172H83ZM96 173L98 174L97 176H96ZM103 173V174H102ZM159 174V178H157L158 177V175H156V174ZM167 173V174H166ZM206 173L204 174V175H206ZM56 174H58V175H56ZM67 174H68V176H67ZM70 174V175H69ZM93 174H95V176H93ZM118 174V175H117ZM120 174V175H119ZM124 174V175H123ZM134 174V173H133ZM175 174V175H174ZM209 174H210V172H209ZM216 174V173H215ZM24 175H26L25 176V179L28 177L29 178V180L31 181V182H27V183H29V184H31L32 186H30L29 184V188L27 189L26 188V186L28 187V185H26L25 187H23L22 185H21V183H22V181H23V179H24ZM54 177H53V176ZM56 175V176H55ZM61 175V176H60ZM100 175V176H99ZM103 175V176H102ZM155 175L157 176V177H155ZM160 175H162V176H160ZM231 174H230V176H232ZM58 176V177H57ZM61 177V180H59L58 178H60ZM71 176V177H70ZM73 176H74V174H73ZM171 176V177H170ZM202 176V175H201ZM230 176H229V178H230ZM18 177V178H17ZM52 177H53V179L54 180H52L53 182L55 181H60V182H62L61 184H60V182L59 183H53L52 181H47V179H52ZM64 177V178H63ZM65 177H67L66 178V180H65ZM87 177H85V179H87ZM109 177H111V179L110 180H113V181H115V177H113V176H110L109 175ZM108 177V178H109ZM183 177V176H182ZM185 177V176H184ZM56 178H57V180H56ZM91 178V179H90ZM181 178V177H180ZM228 179V177H225V179ZM40 179H41V181L42 182H40ZM62 179L64 180V181H62ZM71 179V180H70ZM176 179H179L178 177L176 178ZM199 179H200V177H199ZM164 180V181H163ZM169 180V181H168ZM172 180V181H171ZM182 180V181H181ZM183 180H184V178H181V179H179V183L180 182H183ZM162 183H161V182ZM38 182V183H37ZM52 182V183H51ZM65 182V184H63ZM107 182H109V180L107 179ZM106 182V183H107ZM111 182V181H110ZM169 184H167V183ZM49 183V184H48ZM67 183V184H66ZM174 183V184H173ZM176 183V184H175ZM256 183V184H255ZM36 184V185H35ZM38 184V185H37ZM57 184H60V185H58L57 186ZM158 184H159V186H158ZM173 184V185H172ZM67 187H66V186ZM209 185H210V183H209ZM246 185V184H245ZM244 184H243V187L245 186ZM258 185V186H257ZM1 186V187H2ZM22 187H23V189H22ZM147 187H150V186H147ZM38 188V189H37ZM58 188V189H57ZM60 188V189H59ZM104 188V187H103ZM205 188V187H204ZM245 188H246V186H245ZM35 189V190H34ZM37 189V190H36ZM45 189V190H44ZM150 189H152V188H147V190H149L150 191ZM258 189V190H257ZM261 189V190H260ZM33 190H34V192H33ZM42 190V191H41ZM60 190V191H59ZM78 190H79V192H78ZM102 189H100V190H97L98 191V193L96 192L95 193V195H99L102 191H101ZM25 192V193H24ZM40 193V194H44L45 192V194L43 195V197H42V195H40V196H35L36 194H33V193ZM42 192V193H41ZM60 192V193H59ZM69 192L70 193H72V194H69ZM128 192V197H127V195H125V193H127ZM155 192V191H154ZM256 192V193H255ZM258 192H259V194H258ZM54 193V194H53ZM67 193V194H66ZM77 193V194H76ZM31 194L33 195V197H31ZM59 194V196L58 197H61L59 200H57V199H54V197L55 198H57V195ZM63 194V195H62ZM83 194H85V196L83 195ZM87 194V195H86ZM254 194H255V196H254ZM262 194V195H261ZM50 195H51V197H50ZM55 195V196H54ZM69 195H71V196H69ZM89 195V196H88ZM256 195H258L257 197H256ZM6 196V197H5ZM35 196V197H34ZM53 196V197H52ZM68 196V197H67ZM124 196V197H123ZM253 196H254V198H253ZM260 196V197H259ZM8 197V198H7ZM29 197V198H28ZM63 197V198H62ZM69 197H70V199H69ZM73 197V198H72ZM84 197V198H83ZM88 197V198H87ZM256 197V198H255ZM259 197V198H258ZM263 197V198H262ZM3 198V199H2ZM5 198H6V200H5ZM19 198V199H18ZM39 198H40V200H39ZM50 198V199H49ZM68 198V199H67ZM80 198V199H79ZM85 198H87V199H85ZM90 198V199H89ZM131 200H130V199ZM217 198V197H216ZM215 198V199H216ZM39 201H37V200ZM53 199V200H52ZM208 199H209V201H208ZM246 199H248L247 201H246ZM253 199V200H252ZM257 199V200H256ZM259 199V200H258ZM4 200V201H3ZM17 200V201H16ZM55 200V201H54ZM60 200H62V201H60ZM85 200V201H84ZM64 201V202H63ZM93 201V202H92ZM206 201V200H205ZM244 201V202H243ZM255 201H257V202H255ZM259 201V202H258ZM212 202V203H211ZM218 204V202H220L218 205L220 206H218V207H216L217 205H214V204H216V203ZM222 202V203H221ZM223 202H224V204L226 203V206L223 208L221 205L223 204ZM241 202L243 203V204H241ZM3 203V204H2ZM39 203V204H38ZM61 203V204H60ZM193 202H191L189 205H191ZM241 204V205H239V204ZM256 203V204H255ZM112 204V203H111ZM119 204V205H118ZM208 204V205H207ZM209 204H211V205H209ZM223 204V205H224ZM229 204V205H228ZM231 204V205H230ZM236 204V205H235ZM255 204V205H254ZM262 204V205H261ZM104 205V206H103ZM125 205V206H124ZM185 205V204H184ZM188 205V204H187ZM208 206V207H206V206ZM215 207H214V206ZM234 205V206H233ZM246 205V206H245ZM261 205V206H260ZM4 206V207H3ZM120 206V207H119ZM129 206V207H128ZM210 206V207H209ZM259 206L260 207H262V208H259ZM241 209H240V208ZM249 207V208H248ZM68 208V209H67ZM69 208L70 209H76L75 210V217H76V215L78 216V222H82V223H80V226H81V230L83 231V229L85 228L86 229V227H88L89 225H91V224H93V223H99L100 222V224L101 223H104V225L105 226H108V224H109V228H111L110 229V231H109V229L108 230H106L105 232H107V231H109V232H111L112 234H105L104 232V234H100V235H87V233L84 235V233L81 231H78L77 230V228L78 227H76L75 226V230H77V231H75V230H73V232L75 231V232H77L78 234H73L72 232H70V233H72V234H70L69 235V233H67V235L66 234H62L63 232L65 233V231H62V233H60L61 231L60 230H58V231H56V229H59L58 227L56 228V224H57V221L58 220H62V218L65 216V220H67V219H69V217L70 216H68V210H69ZM219 208H221V209H219ZM240 210H239V209ZM248 208V209H247ZM109 209H111V210H109ZM115 209V210H114ZM118 209H119V211H118ZM209 209H211V210H209ZM217 209H219V210H217ZM234 209V210H233ZM236 209H237V211H236ZM109 210V211H108ZM205 210H209V211H205ZM212 210L214 211V214H213V212H212ZM222 210V211H221ZM227 210H228V212H227ZM243 210V211H242ZM245 210V211H244ZM65 211H67V212H65ZM126 211V212H125ZM130 211V212H129ZM225 211H226V213H225ZM229 211H231V213L229 212ZM247 211V212H246ZM248 211H249V213H248ZM251 211V212H250ZM9 212H11L10 214H9ZM107 212H109V213H107ZM224 212V213H223ZM239 212V213H238ZM246 212V214L244 215V213ZM59 213H60V215H59ZM210 213V214H209ZM214 215H212V214ZM216 213H217V215H216ZM219 213H221V215L219 214ZM228 213H230V214H228ZM109 214V215H108ZM135 214V215H134ZM219 214V215H218ZM225 214H227V215H225ZM238 214V215H237ZM212 215V217H210ZM215 215H216V217H215ZM59 216V217H58ZM67 216V217H66ZM138 216V217H137ZM219 218H218V217ZM228 216H230V217H228ZM234 216V217H233ZM236 216V217H235ZM238 216V217H237ZM240 216H242V218L240 217ZM244 216V217H243ZM81 217V218H80ZM107 217V218H106ZM228 219H230V218H233V219H230V220H227V218ZM240 217V218H239ZM80 218V219H79ZM197 218V219H196ZM214 218H215V222H214ZM222 218V219H221ZM226 218V219H225ZM237 218V219H236ZM208 219H209V221H208ZM213 221H212V220ZM243 219V220H242ZM246 219V218H245ZM109 220V221H108ZM122 220V221H121ZM193 220H195V221H193ZM205 220V221H204ZM225 220H227L228 222L226 223V221ZM67 221H69V220H67ZM125 221V222H124ZM174 221H176V220H174ZM174 221H172V222H174ZM217 221V222H216ZM219 221V222H218ZM229 221H231V223H229ZM87 222V223H86ZM107 222V223H106ZM197 225H195L194 223ZM203 222H205V223H203ZM212 222V223H211ZM220 222H221V224H220ZM222 222L224 223V224H222ZM86 223V224H85ZM175 223H177V221L175 222ZM202 223V225H199V224H201ZM219 223V224H218ZM240 223V222H239ZM239 223H237V225L239 224ZM3 224V225H2ZM133 224V225H132ZM170 224V225H169ZM203 224L205 225V226H203ZM209 224V225H208ZM211 224H214V225H211ZM225 224L227 225V228L229 229H231V232L232 231H234L233 233H231L230 232V230L229 231H227V229L225 230V229H223V228H225L226 226H225ZM5 225V226H4ZM55 225V226H54ZM83 225V226H82ZM103 227H104V225L103 224H101ZM117 225V226H116ZM163 225V226H162ZM167 225V226H166ZM185 225V226H184ZM191 225V226H190ZM222 226V225H224L223 226V228H221V227H219V226ZM229 225V226H228ZM54 226V227H53ZM77 226H79V225H77ZM113 226V227H112ZM169 226V227H168ZM197 228H196V227ZM204 227V229L203 228H201V227ZM206 226H207V228H206ZM214 226V227H213ZM7 227V228H6ZM165 227H167V229H168V232L166 233L165 232V235H164V230H163V228L165 229V231H166V228ZM183 227V228H182ZM189 229H188V228ZM2 228V229H1ZM6 228V229H5ZM50 229V230H48V229ZM56 228V229H55ZM105 229H106V227H104ZM187 228V229H186ZM199 228H200V230H199ZM220 228V229H219ZM80 229V228H79ZM113 229H115V230H113ZM162 229V230H161ZM180 229V230H179ZM196 230V232H195V230ZM237 229V230H236ZM137 230V231H136ZM159 230L160 231H162L163 232V235H161L162 234V232H159ZM169 230H171V231H169ZM178 231V233H177V231ZM186 230V231H185ZM199 230V231H198ZM72 231V230H71ZM85 231V230H84ZM184 231V232H183ZM194 231V232H193ZM201 231V232H200ZM226 231L227 232H229L230 234H231V236H228V234L229 233H227V235L225 234L226 233ZM67 232H69V231H67ZM74 232V233H75ZM79 232L81 233V234H79ZM181 232V233H180ZM224 232V233H223ZM147 235H146V234ZM214 232H212L211 234H213ZM251 233V234H250ZM114 234V235H113ZM156 234V235H155ZM168 234V235H167ZM210 234V235H211ZM214 234H216V233H214ZM213 234V235H214ZM233 234V235H232ZM104 235H105V237H104ZM106 235H109V236H112L111 238H110V240H108L109 242H107L106 243V239L108 238L109 239V237L108 236H106ZM149 235V236H148ZM248 235H251V236H248ZM252 235H253V237H254V239H253V242H252ZM89 236V237H88ZM196 236V237H195ZM227 236V237H226ZM158 237V238H157ZM174 237V238H173ZM190 239H189V238ZM226 237V238H225ZM231 239H230V238ZM149 238V239H148ZM215 238V239H216ZM113 239V240H112ZM166 240V242L164 243V241ZM193 239V240H194ZM112 240V241H111ZM171 240V241H170ZM195 240V241H196ZM134 241V242H133ZM157 241V242H156ZM161 241H163V243L161 242ZM173 241V242H172ZM234 241V242H235ZM245 241V242H244ZM249 241H251L250 243H249ZM175 242V243H174ZM176 242H177V244H176ZM228 242V240L226 241V243ZM229 242H231V241H229ZM169 243H171L172 245L171 246H169L170 244ZM154 244V248H153V245ZM156 244V245H155ZM166 244H169L168 246L166 245ZM249 244H253V245H251V246H253L252 248L250 247V246H248ZM163 245H164V247H165V252H167V251H171V252H169L167 255L168 256H166L165 254H164V247H163ZM203 245V244H202ZM202 245H199V246H202ZM243 245V244H242ZM152 247L153 249H158V248H160V249H158L159 251L161 250V252L165 255V257H163L164 255H162L159 251H157V250H153L152 248V250L150 249V248H146L145 249V247ZM156 246V247H155ZM173 246V247H174ZM184 246H186V245H184ZM174 247V248H175ZM245 247V248H246ZM250 247V248H249ZM167 248V249H166ZM176 248L174 249V251L176 250ZM137 249V250H136ZM169 249V250H168ZM145 250V251H144ZM167 250V251H166ZM246 250V249H245ZM141 251H143V252H141ZM155 253H154V252ZM157 251V252H156ZM137 252V253H136ZM141 254V256H139L140 254ZM146 253V254H145ZM139 254V255H138ZM142 254H145L144 256L142 255ZM155 254V255H156ZM159 254L160 255H162V257L158 260V258L160 257L159 256ZM176 254V253H175ZM178 254V253H177ZM243 254V255H244ZM40 255L42 256V258L40 257ZM148 255V256H149ZM242 255V257H244ZM35 256H38V257H40L39 259H38V257H37V259H36V257ZM148 256H147V258H148ZM170 256H172V255H170ZM173 256H175L173 259H175V260H169L168 262H166V264H192L193 262H194V264H195V261H193L192 262V260H190V261H184V262H181V263H177V262H174V261H176V259L178 258V256L177 255H173ZM177 256V257H176ZM230 256H232V255H230ZM33 257H35L34 259H33ZM142 257V258H141ZM149 257V258H150ZM227 257H228V255H227ZM241 257V258H242ZM29 258V259H28ZM64 258V259H63ZM157 258V259H156ZM231 258V257H230ZM229 258V259H230ZM24 259H26V260H24ZM62 259V260H61ZM67 261H66V260ZM69 260V261H68ZM66 261V262H65ZM229 261V262H228ZM227 261V263L229 264L230 263V260H228ZM59 262V263H58ZM61 262V263H60ZM247 262V263H246ZM230 264H233V262L232 263H230ZM235 264V263H234Z\"/></svg>",
    "mask_w": 264,
    "mask_h": 264
}]
</instances>
